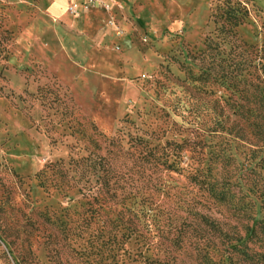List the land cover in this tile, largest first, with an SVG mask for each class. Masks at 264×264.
Listing matches in <instances>:
<instances>
[{"label":"rangeland","instance_id":"1","mask_svg":"<svg viewBox=\"0 0 264 264\" xmlns=\"http://www.w3.org/2000/svg\"><path fill=\"white\" fill-rule=\"evenodd\" d=\"M0 264H264V0H0Z\"/></svg>","mask_w":264,"mask_h":264},{"label":"crops","instance_id":"2","mask_svg":"<svg viewBox=\"0 0 264 264\" xmlns=\"http://www.w3.org/2000/svg\"><path fill=\"white\" fill-rule=\"evenodd\" d=\"M52 10H57L59 9V6H57V3H55L54 5L51 6Z\"/></svg>","mask_w":264,"mask_h":264},{"label":"trees","instance_id":"3","mask_svg":"<svg viewBox=\"0 0 264 264\" xmlns=\"http://www.w3.org/2000/svg\"><path fill=\"white\" fill-rule=\"evenodd\" d=\"M251 261V260H250ZM253 263V262H252Z\"/></svg>","mask_w":264,"mask_h":264}]
</instances>
